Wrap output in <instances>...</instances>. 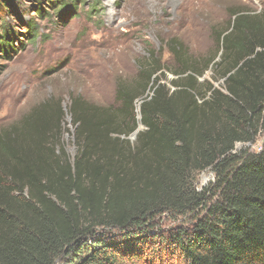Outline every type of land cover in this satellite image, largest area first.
<instances>
[{
    "label": "trees",
    "instance_id": "1",
    "mask_svg": "<svg viewBox=\"0 0 264 264\" xmlns=\"http://www.w3.org/2000/svg\"><path fill=\"white\" fill-rule=\"evenodd\" d=\"M24 1L0 0L1 55L15 47L7 19ZM28 1L52 16L44 5L64 15L82 0ZM231 16L217 34L220 60L204 68L171 45L175 89L159 84L142 100L135 142V100L160 66L135 87L119 84L116 104L71 98L74 156L59 102L23 122L25 141L0 142V264H155L171 251L187 264H264V147L234 152L264 131V11ZM211 65L222 88L199 81ZM209 168L216 180L200 191L196 175ZM166 214L184 223L162 230Z\"/></svg>",
    "mask_w": 264,
    "mask_h": 264
},
{
    "label": "rangeland",
    "instance_id": "2",
    "mask_svg": "<svg viewBox=\"0 0 264 264\" xmlns=\"http://www.w3.org/2000/svg\"><path fill=\"white\" fill-rule=\"evenodd\" d=\"M53 6L44 5L52 16H43L25 0L19 15L7 19L18 34L8 55L0 52V142H21V137L25 141L23 122L45 104L59 102L64 110L61 138L74 156L72 97L105 106L116 104L119 84L135 87L143 69L160 66L135 100L139 133L145 129L142 100L150 98L159 84L170 92L175 89L170 82L178 78L174 74L177 60L171 45L182 44L204 68L210 58L220 60L217 34L225 30L233 12H262L264 0H82L64 15L60 10L53 13ZM27 21L38 27L37 37H32ZM199 81L211 82L215 88L224 83L212 65ZM138 133L128 136L131 142ZM263 147L264 131L260 129L254 141L237 142L234 152H259ZM215 180L216 174L209 168L197 173L195 184L201 191ZM160 221L162 230L184 223L169 214ZM159 257L155 264H187L173 251Z\"/></svg>",
    "mask_w": 264,
    "mask_h": 264
},
{
    "label": "water",
    "instance_id": "3",
    "mask_svg": "<svg viewBox=\"0 0 264 264\" xmlns=\"http://www.w3.org/2000/svg\"><path fill=\"white\" fill-rule=\"evenodd\" d=\"M139 130H140V124H139V126H138V129H136V130L134 131V134H133V135L136 136V134L138 133Z\"/></svg>",
    "mask_w": 264,
    "mask_h": 264
}]
</instances>
